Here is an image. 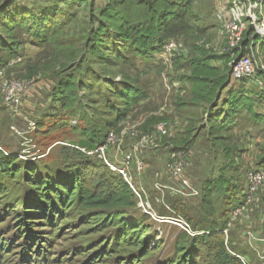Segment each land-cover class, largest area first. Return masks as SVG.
<instances>
[{
  "label": "rangeland",
  "instance_id": "1",
  "mask_svg": "<svg viewBox=\"0 0 264 264\" xmlns=\"http://www.w3.org/2000/svg\"><path fill=\"white\" fill-rule=\"evenodd\" d=\"M234 2L245 13L237 48L227 28ZM263 2L0 0V149L40 165V174L48 167L53 177L63 176L69 164L84 160L91 172L100 168L93 156L104 161L78 145L83 131L98 130L101 138L114 131L105 157L118 164L132 155L128 175L138 203L127 217L141 222L149 249L143 255L130 242L116 244L113 228L96 229L74 208L52 213L50 222L36 191L27 197L8 180L12 194L1 195L0 203V240L8 247L0 248V264H35L22 261L19 251L30 252L37 243L27 237L37 235L44 238L46 264H176L182 235L192 239L214 224L217 230L208 233L223 235L244 264H264V175L247 196L249 172H264V118L242 113L237 126L212 132L209 117L214 89L223 74L231 79L241 51L264 73ZM185 6L187 26L163 39L162 22ZM28 11L46 12L54 27L24 31L10 14ZM124 85L145 99L110 125L123 107L114 94ZM13 89L23 96L9 104ZM175 161L184 165L188 184L172 172ZM26 199L24 211L18 203ZM201 248L193 262L208 264Z\"/></svg>",
  "mask_w": 264,
  "mask_h": 264
},
{
  "label": "trees",
  "instance_id": "2",
  "mask_svg": "<svg viewBox=\"0 0 264 264\" xmlns=\"http://www.w3.org/2000/svg\"><path fill=\"white\" fill-rule=\"evenodd\" d=\"M186 9L187 6L181 7L177 12H174L170 19L162 22L163 30L161 36L163 39L175 37L187 26V18L185 17ZM45 13L46 12H36L33 14V11L24 13L15 12V14H10V16H14V21L24 31H27V28H32L36 31V27L40 31L54 27L52 21H48ZM6 28L9 29L8 26ZM221 78L222 84L218 89H214L216 91V96L215 99L213 98L211 102L212 108L209 110L210 121L213 123L210 126L211 131L219 132L232 129L237 126L236 123L239 121L241 115L243 117L244 113L247 114L246 119L248 118L253 121L263 120L264 117L258 112L256 104L262 105L264 93L260 92L261 90L257 88L256 90L253 89L254 86H247L246 80L236 82L237 87L234 89L231 88L228 91L227 97L222 102V108L219 109V102L221 101L220 94L231 80L229 73L226 75L223 74ZM114 95L123 100V107L120 109L117 108L119 112H117L118 114L114 119L115 122H111L110 124L114 126L125 118L130 107L145 99L144 93L140 89L125 85L122 86L120 90L116 91ZM212 118L214 119L212 120ZM98 132L99 131L95 129L90 130V132L87 130L83 131L86 138L81 140L78 145L89 150L98 147L105 141L106 137L105 134L103 138H101L102 136ZM87 157L88 159L90 158L89 156ZM93 158L97 161L95 162V160H92L91 162L98 163L100 168L96 170L92 169V171L89 172L87 164L84 163L86 160L82 162L78 161L69 164L68 170L64 172L65 174L63 176L61 174L59 177H53V169L46 167L42 170L45 174H40L39 164H37L39 166H29L22 162L19 157L0 149V203L2 197L5 195L8 197L12 194V192L9 191L11 185L5 183V181L8 182V180H10L17 186H23V188L27 190V193H30V190L36 191L40 200L45 202L43 204V207L46 208V216L44 218L50 220V222L51 218L49 216H52V213H57V211H59V214H62L63 212L60 211L61 208L62 210L74 208L79 211L76 212L77 214H82V216L83 214L85 215V218L82 219L83 222L92 223L93 221L96 224V229L104 231L108 229V227L113 228L115 233L114 241L116 244L130 242L137 250H141V254L143 252V255L149 254V249L144 245L145 242L143 239L145 236V229L141 226V222L138 219H128L127 217L128 211L137 206L138 201L136 193L121 175L111 171V169L105 163L97 159L96 156H93ZM262 162L264 163V160H262ZM98 165H95V168ZM261 165L262 163L259 164V166ZM88 172L91 174L92 178L91 176L90 178L88 177ZM46 174L48 177L49 175L52 176L48 178ZM32 193L34 192L28 194L27 197H31ZM1 195L3 196L1 197ZM16 195L17 194H14V196ZM16 199L9 200L11 205L14 204ZM27 203V199L23 204L18 203L20 209L26 211V208H28L26 205ZM95 211H97V213ZM216 228L217 226L214 224L207 229L206 232L196 235L192 239H190L187 234L182 235L180 242H177L175 245V257L177 256V258H175L174 263L196 264V262H193V256L196 255V252L197 255H199L202 251L201 247L204 245L206 248L205 252L208 254V264H244L241 258L236 254L234 247L232 252L229 251L230 248H228L223 235H211V233H208V231L212 232L217 230ZM43 239V237H38V235L32 238L28 236V241H33V243L36 242L37 244H33V249L31 248L32 244L28 247V249L31 248L30 252H27L26 249H21V251H19L22 258L21 260L23 261V259H25L27 262L33 260L35 264H39L40 261H42L41 264H46L48 261L46 258V246L40 243L44 241ZM141 240L143 241L142 244ZM107 241L106 239L101 243L104 244ZM6 247L8 246L5 241L1 239L0 248L5 249ZM166 263L167 262H165V264ZM29 264H31V262H29Z\"/></svg>",
  "mask_w": 264,
  "mask_h": 264
},
{
  "label": "built area",
  "instance_id": "3",
  "mask_svg": "<svg viewBox=\"0 0 264 264\" xmlns=\"http://www.w3.org/2000/svg\"><path fill=\"white\" fill-rule=\"evenodd\" d=\"M264 1V0H263ZM264 3V2H263ZM241 3L234 2V6L232 9L233 18L229 20V24L227 26L228 29H230V34L233 36L231 46L233 48H237V46H240L243 36V17L245 16V13L240 8ZM173 44H169L171 47ZM168 46V49L170 47ZM1 73V70H0ZM263 73V71H262ZM260 73V74H262ZM259 74V71H257V68L254 66V63L249 55H246V53H243L241 51V54L238 59L234 60L232 64V74H231V82H238V81H247V86H256L258 90L264 91V73L261 76ZM27 89V88H26ZM22 91L20 90H11L8 94L9 96L6 97V101L9 104H12L13 102L19 103L18 99L22 97L23 95H19ZM115 142V135L114 131L110 132L108 136L106 137V141L103 142V144H100L95 150H88L89 154H97L100 158L103 159L104 163L113 171L114 173H117L119 175L123 176V179L129 184V186L134 190V187L130 181V176L128 175V167L130 165V161L132 158V155H127L120 163L115 164L109 160L106 159L105 153L106 148H108V145L113 144ZM175 154V153H174ZM175 157V156H173ZM179 157V156H178ZM184 165L182 163L178 164V162L175 161L173 164V170L175 176H182L184 178L183 170ZM264 172L260 169H254L249 172V178H248V192L247 196L250 198L252 197V194H254L255 187L257 184H259L262 181ZM184 183L188 184L187 180L184 178ZM135 191V190H134Z\"/></svg>",
  "mask_w": 264,
  "mask_h": 264
},
{
  "label": "crops",
  "instance_id": "4",
  "mask_svg": "<svg viewBox=\"0 0 264 264\" xmlns=\"http://www.w3.org/2000/svg\"><path fill=\"white\" fill-rule=\"evenodd\" d=\"M231 81H232V79L230 80V83H229L227 86L224 87V89L222 90V92H221V94H220V99H221V101L219 102V104H220L219 109L222 108V102H223L224 99L227 97V93H228V91H229L231 88L234 89V88L237 87V84L235 83V81H234V82H231ZM233 83H234V84H233ZM253 89L256 90V86H254ZM260 92L264 93V91H260ZM263 104H264V103H263ZM256 106H257V110H258V112H259L260 114L264 113V112H263V111H264V106L261 107V104H260V105H259V104H256Z\"/></svg>",
  "mask_w": 264,
  "mask_h": 264
}]
</instances>
